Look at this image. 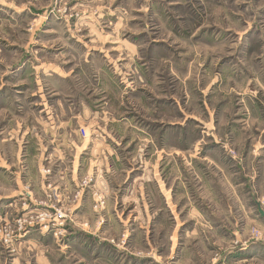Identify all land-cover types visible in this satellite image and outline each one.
Wrapping results in <instances>:
<instances>
[{
    "label": "rangeland",
    "instance_id": "obj_1",
    "mask_svg": "<svg viewBox=\"0 0 264 264\" xmlns=\"http://www.w3.org/2000/svg\"><path fill=\"white\" fill-rule=\"evenodd\" d=\"M66 72L101 104L76 178L41 128ZM257 199L264 0H0V264H264Z\"/></svg>",
    "mask_w": 264,
    "mask_h": 264
},
{
    "label": "crops",
    "instance_id": "obj_2",
    "mask_svg": "<svg viewBox=\"0 0 264 264\" xmlns=\"http://www.w3.org/2000/svg\"><path fill=\"white\" fill-rule=\"evenodd\" d=\"M54 76L57 78L58 82L56 88L51 90V93L54 92V95H56V100L51 104H43V108L40 110L44 113L43 121L41 123V128L43 129L42 135L47 139L45 143L48 142L49 145H47L53 147V153L50 155V160L52 161V159L55 158L56 161H60V168L63 166L64 162L66 167L65 171L72 172L73 177H77L78 172L82 174V171L79 170L81 167L79 156L82 151L89 148V141L88 143H83L80 140L81 138L80 134L78 133V127H85V125H87L86 127L91 128V126L94 124L92 123L94 117L96 114L100 113L99 109L94 106L96 104L101 106V104L98 103L100 99L98 94H95V96L91 97L86 94L87 91L83 92L82 88H84V85L80 83L79 78L75 79L67 72L63 74H55ZM81 77H84V79L87 82L89 81L96 89L98 87L101 88L102 86V84H99L98 81L96 82L95 79L90 78L89 75H83ZM78 94H80V96H78ZM75 99L78 102L80 101L79 105L76 104L74 106L73 100ZM45 118L46 120L44 122ZM78 120H80L82 123L78 124ZM38 137L40 138L41 136L38 135ZM67 148L75 149L76 155L71 166H69L70 164H66V160L68 156H70L66 152ZM78 148H82L79 153ZM76 161L77 166H75ZM72 181L74 182L76 180L73 179ZM255 204L258 210L256 214H254L255 211H252L253 206H251V202L244 200V209H247L249 215L252 216L249 218L255 221L260 218L264 219V216L261 213L262 209L264 211V206L260 203V199H257Z\"/></svg>",
    "mask_w": 264,
    "mask_h": 264
},
{
    "label": "built area",
    "instance_id": "obj_3",
    "mask_svg": "<svg viewBox=\"0 0 264 264\" xmlns=\"http://www.w3.org/2000/svg\"><path fill=\"white\" fill-rule=\"evenodd\" d=\"M80 131H81V135L84 138H86L87 137L86 130L81 129ZM95 188H96V182L92 184L91 178H89V179L85 178L82 181L75 183V189L70 191V192L75 194V198H79V197H82L85 194V192L94 191ZM96 197H97V195H96ZM103 204H104V201H103L102 197H97L95 199L94 208L97 209V207H102ZM66 218H67V214L62 209L57 208L54 210V212L48 213L45 216L40 217L39 222L43 223L42 221L47 220V221H51L53 223L55 222L56 224H59V223H62L63 221H65ZM27 221H28L27 219L24 221L19 220L18 223L21 227L23 225V223H26ZM29 221H30V219H29ZM31 223H33V222H31ZM43 224H50V223L44 222ZM10 229H11L10 227H5V235H3L4 236L3 241H5V242H9V240L13 239V235L10 232Z\"/></svg>",
    "mask_w": 264,
    "mask_h": 264
},
{
    "label": "water",
    "instance_id": "obj_4",
    "mask_svg": "<svg viewBox=\"0 0 264 264\" xmlns=\"http://www.w3.org/2000/svg\"><path fill=\"white\" fill-rule=\"evenodd\" d=\"M261 213H262V215L264 216V211H263V210H261Z\"/></svg>",
    "mask_w": 264,
    "mask_h": 264
}]
</instances>
